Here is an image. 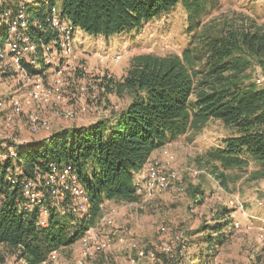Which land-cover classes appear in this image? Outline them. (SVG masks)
Returning <instances> with one entry per match:
<instances>
[{
	"label": "trees",
	"instance_id": "trees-1",
	"mask_svg": "<svg viewBox=\"0 0 264 264\" xmlns=\"http://www.w3.org/2000/svg\"><path fill=\"white\" fill-rule=\"evenodd\" d=\"M55 1L75 26L106 38L139 30L181 2L193 35L181 54L135 55L122 80L105 81L131 97L115 121L103 118L88 127L62 129L21 150L19 162L28 175L36 167L46 173L50 163L60 168L71 164L88 195L85 214L69 194L59 206L48 205V224L41 226L38 211L20 207L22 196L5 178L8 165L0 167V193L6 194L0 206V245L17 253L22 264H42L52 250L77 243L99 221L106 203L138 201L135 174L151 154L167 141L202 130L211 119L232 131L222 146L206 151L210 173L225 187L251 164L259 167L252 179L264 177V82L259 87L255 80L257 70L264 76V23L256 16L233 11L216 17L222 0ZM29 10L44 22L43 5ZM36 32L37 37L52 35ZM194 189V198L203 203L205 192ZM220 211L219 221L196 230L203 235L195 241L210 248L205 256L228 241L231 210ZM188 251L187 246L180 256L183 263Z\"/></svg>",
	"mask_w": 264,
	"mask_h": 264
},
{
	"label": "rangeland",
	"instance_id": "rangeland-1",
	"mask_svg": "<svg viewBox=\"0 0 264 264\" xmlns=\"http://www.w3.org/2000/svg\"><path fill=\"white\" fill-rule=\"evenodd\" d=\"M233 11L256 16L259 22L264 23V0H222V7L214 13V16L219 17L222 14L231 16ZM223 15L220 17L223 18ZM77 30L87 35L86 40H82L83 43L79 45L81 48H86L83 51L84 54L79 55V59L91 68L92 74L87 78L76 73L69 80H75L76 82H71L75 84L78 80L82 82L100 80L101 75V82L93 83L96 88H91L87 96V102L91 108L79 119L63 118L59 115V105L44 109L43 114L51 116V119L49 118L52 126L51 133L57 121L59 124L68 122L81 124L79 127H88L84 125L93 124L99 119L118 113L125 103L131 100V97L128 93L120 94L115 89L108 88L105 81L110 79L105 76L111 74L113 77L111 79L122 80L128 72L131 59L138 54H181L193 35L188 31L187 18L181 2L170 11L147 22L141 29L125 32L116 36V39L107 41L103 39L104 42H101V38L92 35L88 37V33L82 29ZM102 51L109 52L113 56L120 53L123 57L118 62L110 61L98 56L97 53ZM4 61L9 63L7 66L9 71L5 69L0 81L14 84V63L9 58H5ZM257 73L259 74L258 70ZM249 81L254 80L246 82ZM262 85L263 83L258 84L259 87ZM94 91H97L95 92L96 100L89 96ZM75 94L79 95L78 85L73 92L66 93L68 103L77 106L78 100ZM115 104L119 107L116 108ZM231 131L221 121L211 119L202 130L189 131L179 139L173 140L171 145H164L159 156L151 157L149 160L160 159L165 150H169L175 156V163L170 170H175L180 180L178 182L172 180L170 187L159 190L150 198L141 197L136 202L114 200L107 203L108 210H114L115 226L105 227L103 232L113 236L109 256L115 258L117 264H129L126 249L116 243L117 237L124 233L147 248L160 252L166 244L172 247V251L180 260V256L184 254H179L178 250L180 240L184 239L189 250L184 259L186 264H199L202 258H204L203 264H264V235L261 229L264 218V177H257V179L251 177V172L258 170L259 167L251 164L239 178L230 181L229 187H225L210 173L204 163L206 151L212 147L222 146L223 139L229 136ZM47 134L50 133L46 131L32 133L27 129L24 136L19 137H24L31 142ZM196 170L200 171L198 175L193 173ZM238 173L239 171H235L233 175ZM196 187L205 192L203 203L198 202L193 196V190ZM232 195H238L243 199L246 209L255 214L256 218L251 221L253 227L248 228L243 224L242 228H237L234 226V220L240 219L242 214L236 213L234 218L231 216L232 226L227 230L228 241L215 250L213 255L205 256L207 252H210V248L205 243L198 244V241H195L203 235L196 230L202 225L219 221L220 210L224 207L230 209L227 204ZM259 201L263 202L262 205L258 203ZM162 225L167 227V232L160 231ZM79 254V241L61 250L63 260H73ZM103 261L100 260L94 264H103ZM22 262L12 249L6 245H0V264H22Z\"/></svg>",
	"mask_w": 264,
	"mask_h": 264
},
{
	"label": "built area",
	"instance_id": "built-area-1",
	"mask_svg": "<svg viewBox=\"0 0 264 264\" xmlns=\"http://www.w3.org/2000/svg\"><path fill=\"white\" fill-rule=\"evenodd\" d=\"M36 4L44 6V22L33 17L29 10ZM36 29L44 33L52 31V35L49 38L37 37ZM77 29V26L63 16L60 3L55 0L53 3L52 0H0V80L1 74L8 69L9 63L4 61L5 58L14 63L15 76L14 84L0 81V167L8 165L5 178L17 194L22 196L20 207L29 212L38 211L41 226L48 224V205L59 206L69 194L73 199V206L81 214H85L88 207L87 192L71 164L60 168L50 163L46 173L36 167L32 175H28L19 162L23 147L37 141L30 142L19 137L24 136L27 129L32 133L46 131L50 133L49 136L52 134L51 116L43 114L46 107L59 105V115L73 120L81 118L91 108L87 96L91 88H96L93 83L97 80L78 81L79 95L75 94L77 106L67 101L66 93H71L69 87L74 81L69 78L72 79L76 73L87 78L92 74L91 68L79 59V55L84 54V48L79 47L83 41L81 32ZM97 54L100 58L114 62L123 57L120 53L113 56L103 51ZM105 77L113 78L111 74ZM255 80L257 84H262L264 76L258 74ZM95 92L97 91L89 95L93 100L97 99ZM114 106L119 107L118 104ZM173 163L175 156L167 149L160 159L148 160L136 180L140 198H150L159 190L170 187L173 181L180 180L176 176L177 172L170 170ZM193 173L198 175L200 171ZM5 200L6 194L0 193V206ZM258 203L262 205L263 202ZM227 205L233 218L236 213L242 214L240 219L234 220L235 227L242 228L243 224L248 228L253 227L251 221L256 216L246 209L243 199L232 195ZM114 226V210H108L106 203L99 221L89 227L79 240L80 254L76 258L63 260L62 249H54L42 264H94L100 260H104L103 264H117L115 258L109 256L113 236L103 232L105 227ZM261 229L264 235V218ZM160 231L165 233L168 229L162 225ZM116 243L126 249L129 264H183L172 247L166 244L160 252L147 248L125 233L117 237ZM186 247L185 240H180L179 254H183Z\"/></svg>",
	"mask_w": 264,
	"mask_h": 264
},
{
	"label": "crops",
	"instance_id": "crops-1",
	"mask_svg": "<svg viewBox=\"0 0 264 264\" xmlns=\"http://www.w3.org/2000/svg\"><path fill=\"white\" fill-rule=\"evenodd\" d=\"M83 31V30H82ZM87 33V32H86ZM81 34V37H82V40H86V34H83V33H80ZM91 35L90 34H88V37H90ZM116 36H120V35H114V36H111V37H108V38H106L105 36H102L101 35V42H104V41H102L103 39L105 40V41H107V40H111V39H116ZM86 48H84V50H85ZM89 52V51H88ZM86 55V54H85ZM78 81H80V80H78ZM98 82H100V80H97ZM73 82H76L75 80L73 81ZM77 84H78V82L76 83V84H73L72 86H71V88H69V90H70V92H73V90H75L76 89V87H77ZM73 87V88H72ZM131 100H129V101H127L126 103H125V105H124V107L122 108V109H124L128 104H129V102H130ZM121 109V110H122ZM120 112V111H119ZM118 112V113H119ZM118 113H115L114 115H110L109 117H107V118H110L112 121H115L116 119V116L118 115ZM107 115V114H106ZM58 122V121H57ZM55 123L54 124V131L53 132H56V131H59V130H62V129H66V128H74V127H79V126H81V124H70V123H68V122H66L65 124H64V122H63V124H59V123ZM94 124V123H93ZM83 125V124H82ZM92 124H85L84 126H91ZM52 132V133H53ZM49 136V134H47V135H45V136H43V137H40V138H42V139H37L36 138V140H43V139H45V138H47ZM172 142L173 141H167L164 145H171L172 144ZM163 145V146H164ZM163 146H161V147H159V148H157L152 154H151V156L149 157V159L151 158V157H154V156H159V154L161 153V148L163 147ZM138 176H139V172H137L136 174H135V178H136V180H137V178H138Z\"/></svg>",
	"mask_w": 264,
	"mask_h": 264
}]
</instances>
